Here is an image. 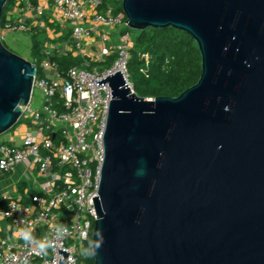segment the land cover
<instances>
[{
  "label": "water",
  "instance_id": "95a60500",
  "mask_svg": "<svg viewBox=\"0 0 264 264\" xmlns=\"http://www.w3.org/2000/svg\"><path fill=\"white\" fill-rule=\"evenodd\" d=\"M122 5L134 29L191 34L202 72L174 96H141L121 70L96 79L112 99L94 264H264V0ZM36 72L0 36V135L29 104Z\"/></svg>",
  "mask_w": 264,
  "mask_h": 264
},
{
  "label": "built area",
  "instance_id": "2783aa9c",
  "mask_svg": "<svg viewBox=\"0 0 264 264\" xmlns=\"http://www.w3.org/2000/svg\"><path fill=\"white\" fill-rule=\"evenodd\" d=\"M47 13L59 24L52 31L58 36L67 31L69 37L46 40L40 63L30 55L39 64L33 93L38 89L41 100L38 106L30 100L23 113L33 117L36 127H29L20 143L0 142V175L24 162L43 178L37 190L4 196L8 200L0 206V216L7 221L0 233V264H59L63 253L58 247L69 251V264H82L97 218L93 196L99 195L112 99L109 81L98 85L96 79L121 70L135 90L129 78L134 40L123 8L107 0H15L0 28L2 40L9 32L49 29ZM89 43L95 48H86ZM69 52L82 61L62 70L56 56ZM141 55L149 63L150 54ZM25 228L31 230L30 243L24 239ZM42 241L50 244L46 252L39 249Z\"/></svg>",
  "mask_w": 264,
  "mask_h": 264
},
{
  "label": "trees",
  "instance_id": "16d2710c",
  "mask_svg": "<svg viewBox=\"0 0 264 264\" xmlns=\"http://www.w3.org/2000/svg\"><path fill=\"white\" fill-rule=\"evenodd\" d=\"M32 1L37 3L38 0ZM114 1L116 2V9L123 8V0ZM14 2L15 0H7L5 3L0 19V28L6 20L7 11L13 6ZM132 32L134 44L129 59V78L139 95L144 97L174 96L198 81L202 72V54L198 42L187 31L168 25L164 27L148 26L144 29L132 28ZM68 37L67 34L66 36H60L58 39H51L46 35L45 30L34 27L29 31L30 55L32 56L35 48H38L43 58L46 56L43 52L46 40L58 41ZM142 52L150 54L149 63H146V60L142 57ZM113 57V55L108 57L106 63L110 64ZM56 60L59 62L60 69L66 70L73 64L81 63L82 57L69 52L66 55H57ZM37 66L39 68L38 63ZM38 73H40V70H38ZM20 123H26L32 128L36 127L33 117L26 113H22L19 120L11 128ZM57 138L58 134L55 139ZM2 143L8 142L3 141ZM86 247L89 253L82 257L81 263L94 264L92 235L87 240Z\"/></svg>",
  "mask_w": 264,
  "mask_h": 264
},
{
  "label": "crops",
  "instance_id": "0c3cea01",
  "mask_svg": "<svg viewBox=\"0 0 264 264\" xmlns=\"http://www.w3.org/2000/svg\"><path fill=\"white\" fill-rule=\"evenodd\" d=\"M50 13L45 14V20L49 25V29L45 30L47 36L52 39V31L53 29H58L59 24L57 22H52L48 15ZM60 32H55L54 39H58L60 36L67 35V31L65 33L57 35ZM18 38H21L22 41L29 43V53H30V42H29V32H23L16 34ZM58 36V37H57ZM15 34L7 33L5 40H14ZM92 42V40H91ZM86 48H95L94 44L89 43ZM38 95L40 96L36 103H33L34 106H38L41 100V93L37 90ZM29 126L26 123H20L16 125L14 128H10L9 130L5 131L0 135V142L6 141L8 143H20L22 141L23 136L28 132ZM42 175L37 171V169L28 170L26 163L21 162L17 164L16 168L4 175H0V206L4 205L7 202L8 197H16L18 193H24L26 190L38 189V184L42 180ZM13 192V193H12ZM6 221L3 217L0 216V233L4 230Z\"/></svg>",
  "mask_w": 264,
  "mask_h": 264
},
{
  "label": "rangeland",
  "instance_id": "374dc122",
  "mask_svg": "<svg viewBox=\"0 0 264 264\" xmlns=\"http://www.w3.org/2000/svg\"><path fill=\"white\" fill-rule=\"evenodd\" d=\"M108 2H110L113 6H116V2L114 0H108ZM131 31H132V27H131ZM13 33V32H10ZM20 32L17 33H13V35L15 34V37L13 38L14 40H5L4 42L13 50L17 51L18 53L22 54L23 56L29 58L30 57V53H29V43L28 42H24L22 41L21 38H18L16 36V34H18ZM23 33V32H21ZM133 33V32H132ZM45 35V34H43ZM28 49V50H27ZM33 59H36L38 63H40V61L42 60V54L40 53L38 48H35V50L33 51ZM38 89H35L31 102L36 103V101L39 99V95L37 92ZM28 126V125H27ZM13 193V192H12Z\"/></svg>",
  "mask_w": 264,
  "mask_h": 264
},
{
  "label": "clouds",
  "instance_id": "9594fccd",
  "mask_svg": "<svg viewBox=\"0 0 264 264\" xmlns=\"http://www.w3.org/2000/svg\"><path fill=\"white\" fill-rule=\"evenodd\" d=\"M225 110H227V107L225 108ZM22 231H23V233H24V239L27 241V242H31V240H32V236H31V230L30 229H28V228H25V229H22ZM102 239H103V237H101V241H102ZM50 247V244L48 243V242H44V241H42V242H40V244H39V249L41 250V251H45L46 252V250L48 249ZM100 247V245H96V248H99ZM94 254V253H93Z\"/></svg>",
  "mask_w": 264,
  "mask_h": 264
}]
</instances>
